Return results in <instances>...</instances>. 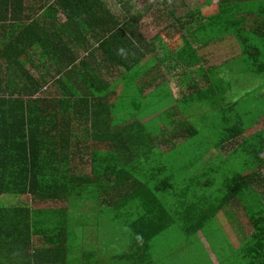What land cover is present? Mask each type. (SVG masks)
Returning <instances> with one entry per match:
<instances>
[{"label": "trees", "instance_id": "trees-1", "mask_svg": "<svg viewBox=\"0 0 264 264\" xmlns=\"http://www.w3.org/2000/svg\"><path fill=\"white\" fill-rule=\"evenodd\" d=\"M155 1L159 8L154 15L163 18L168 29L179 12L182 17L176 22L181 30L195 25L190 39L166 60V76L159 59L145 57L147 47L141 51L145 43L126 53V44L135 43L115 36L99 42L95 50L88 43L86 47L83 31L92 28V23L87 26L96 12L91 4L98 2L71 0L73 5L64 9V53H45L53 56L49 60L55 74L49 70L40 76L36 93L44 94L13 107L2 103L0 178L13 176L14 185L0 187V194L64 202L50 210L51 223L46 216L38 219L39 225L50 228L48 234L39 233V241L52 245L53 260L64 259L77 241L67 224L94 223L106 230L104 238L114 236L112 242L118 243L114 257L108 253L114 264H208L199 231L221 223L218 214L233 200L248 197L255 231L247 246L254 255L263 252L264 258V212L257 211L258 202L252 201L259 195L255 187L264 186V129L252 134L259 137L256 142L248 137L249 130L261 127L257 122L264 115L253 121V110L247 108L251 93L244 89L250 85L264 101V7L260 5L264 0H221L220 9L211 15L198 9L179 11L175 0ZM84 4L89 8H74ZM253 4L258 10L246 8ZM231 49L234 53L224 61L213 57L214 52L221 56ZM109 69H116L118 75L111 89L106 79L112 75ZM163 76L178 85L182 82L180 99L173 97L169 82L160 83ZM115 96L117 104L112 100ZM147 103L153 104L144 109ZM8 115L9 120L4 119ZM207 122L220 135L215 143L208 137L214 132L203 126ZM219 122L224 129L215 125ZM12 144L13 150L8 147ZM173 151L181 153L182 174L164 161ZM224 154L247 157L245 163L241 158L240 166L222 160L226 170L221 172L231 176L226 196L218 205L208 194L201 197L203 206L190 200L192 190L213 185V181L201 182L207 169L214 167L210 155L216 163ZM78 162L90 164V175L77 170ZM77 172L78 176L72 175ZM84 209L95 211L97 217H85ZM30 220L10 222L29 227ZM34 223L37 226V220ZM104 243L108 246L111 241ZM184 243L182 256L176 257L175 249Z\"/></svg>", "mask_w": 264, "mask_h": 264}, {"label": "crops", "instance_id": "crops-1", "mask_svg": "<svg viewBox=\"0 0 264 264\" xmlns=\"http://www.w3.org/2000/svg\"><path fill=\"white\" fill-rule=\"evenodd\" d=\"M135 1L136 0H120L119 2L118 0H97L98 3L91 4V9L96 12L94 15L95 17H92V22H88L87 24L89 27L92 23V28L89 29V33L83 31V34L86 36L83 43L86 44V47L88 43V46L92 50H95L98 47L99 42L104 39H111L113 37L115 39V36H120L121 39L125 41L135 43L134 46L133 44H131L132 46H127L126 44V53L130 52L134 47L140 48L141 43H145L144 49L141 50L144 53V50H146L147 47V50L144 53L145 57L148 58V55H151L156 56L158 59L159 55H157V52L159 51V46L156 44H150L151 39L146 38L144 35L143 21L146 15L142 14V11H139V7L136 4H133ZM175 1L176 2L174 3L181 6L179 7V11L189 12L191 9H198L205 15L217 13L220 9L221 3V0ZM70 2L71 0H0L1 114L4 115L2 105L4 102L13 107L14 103L23 99L27 101L29 99H36L39 95L41 96V94L38 95L36 93L40 76L47 71L49 72V70L52 75L55 74V69L51 68L52 60H49L53 58V56L51 54L47 57L45 53H64V22H66L67 19L64 14V9H66L68 4L69 7L73 5V3ZM119 4L122 12H116ZM89 5L90 4L78 5L74 8L86 9L89 8ZM260 5L264 7V3H260ZM143 6H145L146 11L148 10L149 15L153 16V21L155 23H152V25L166 24L163 18H156L153 14L159 8L155 0L149 5L144 4ZM240 8L244 11L246 8L258 10L257 4L246 6V8L244 5H240ZM135 9L138 11L134 12ZM181 15L182 13L179 12L176 19H181ZM176 19H173V22L175 21L173 28L167 29L168 33L166 34L168 35V40H170L172 44L175 41L174 39L180 36L183 40L190 39L195 30V25L191 29L185 28L181 30ZM192 20V18L184 19V21H189L190 23ZM163 34L164 32L160 35L161 42H163V38L166 37ZM157 39L158 36L152 39V43L158 42ZM78 50L82 55H86L85 50ZM100 52L101 51L99 50L98 53ZM47 66H50L51 69H46ZM115 70H111L112 75H108L106 78L108 80L109 89H111L112 86H115L118 81L117 71ZM102 73L105 74V71L103 70ZM162 74L165 76L167 75V70L164 66ZM165 81L170 83L173 97L179 93L181 94L180 90L184 89V87H182V82L178 85V83L176 84L175 82L176 80H172V77L163 76L160 83ZM177 99H179V97ZM112 100L116 104L118 103L116 96L112 97ZM4 119L9 120V115L7 118L4 117ZM257 123H262L261 127L260 125H256L255 129L249 130L251 131L248 135L249 138H252V134L258 129V131L264 129V118L259 119ZM1 134L5 135L6 133L2 132ZM244 137L245 136L242 137L243 140L245 139ZM238 140L240 141L241 138ZM8 147L12 150L16 148L14 144L8 145ZM1 148L2 146H0V149ZM75 167L78 171L83 172L84 175H90L91 173L90 164L82 165L78 162L75 164ZM72 175L78 176V172ZM13 185V176L0 178V187L3 188L5 186ZM258 187H255V189L259 195H256L257 197L252 201L258 202V204L255 205L257 211L264 212V210H262L264 207V186L260 188L258 185ZM248 201V197L233 200L218 214V219H221L222 221L219 223V227H214L211 231L205 229L199 231L198 236L201 245L204 248L205 253H207V258L209 257L208 264H239V261H241L240 264H264V258L261 257L263 252H261V255H254V253H250L247 246V238H249L255 231V227L251 220L253 209L250 207ZM60 205L61 207L64 206V202H43L31 195L0 194V264H114L115 261L111 259H113L117 252L116 245H118V243L112 242L114 236H106L104 238L103 235L106 233V230L94 223L89 227H86L85 224H81L80 226L78 224L76 227L67 224L66 228L68 226L72 227L71 232L76 235L77 241L74 243L72 249L67 250L64 259H52V245L39 241V239H42L41 236H39V233L48 234L50 228L48 229L46 224L39 225L38 219L46 216L51 223L53 216L51 215L50 210H56ZM81 214H84L85 217H97L95 211L90 209H84ZM28 217L31 218L29 227L27 224H25L24 227H21L18 222H10V219L21 220ZM35 220H37V226L34 223ZM221 230L227 234L231 252L237 253V258L234 260L227 261V255L224 256L220 245L218 247L217 242H210V240H213L212 235ZM94 233L95 238H86L88 237L86 236L87 234ZM204 233L207 234L208 238L205 237ZM104 241H111V243L106 246ZM85 242H87L88 245L85 246ZM185 246L186 243L179 246L178 249H175L176 257L182 256L181 252L183 250H179V248H184ZM108 253L109 255H113V257H108ZM241 256L243 258H241ZM207 258H204V260Z\"/></svg>", "mask_w": 264, "mask_h": 264}, {"label": "rangeland", "instance_id": "rangeland-1", "mask_svg": "<svg viewBox=\"0 0 264 264\" xmlns=\"http://www.w3.org/2000/svg\"><path fill=\"white\" fill-rule=\"evenodd\" d=\"M118 1L120 2V0H118ZM152 1L153 0H136L135 3H133V4H136L139 7L138 8L139 11H142V14L146 15V17L144 18V21H143V33L145 31L144 35L146 36V38L151 39L150 44H153V45L156 44L159 46L158 47L159 51L157 52L158 53L157 55H159L158 56L159 65L165 66V65H167L166 60L175 55L176 48H180L179 46L182 45L180 43H183L184 40L180 36L178 38H175L174 39L175 41L172 44V42L170 40H168L169 39L167 37L168 35H166L168 33L167 29L169 28L167 26V24L163 23L162 25L161 24L152 25V23H155L153 21V16L149 15L148 10L146 11L145 6H143L144 4L149 5L150 3H152ZM117 8H118V10L116 12H118V11L122 12L120 4L117 6ZM135 11H138V10L135 9L134 12ZM183 12L186 13L188 11H183ZM162 32H164L163 35L166 36L165 38H163L164 39L163 42L160 41V39H161L160 35ZM156 36H158V39H157L158 42L152 43V39L156 38ZM228 53H234V51L232 49L227 50L221 56L218 52H214L213 57L218 58L219 61H224L226 59ZM145 60H146V58L144 59V61ZM244 89H249L250 93H251V95L249 96V99H250L249 103L250 104L247 106V108L253 110V121H254V119H256L258 116L261 117L264 115V101L259 99V94L261 92L254 91L252 88H250V85ZM180 92H182V90H180ZM41 95H43V94H41ZM182 95L183 94L179 93L175 97H176V99L178 97L180 99L182 97ZM148 102H151V101H148ZM155 102L156 101H154L153 103H155ZM153 103H151V104H153ZM151 104L147 103L145 105L144 109L148 108ZM260 117H258V118H260ZM262 118H264V117H262ZM208 121H211V119ZM222 122L216 123L215 125L222 127V129H224L225 125ZM195 124H196V122H195ZM203 126L205 129L212 130L215 133V134L212 132L208 133V137L210 138V141L215 143L216 138H219L220 135L217 137V132L214 131V124L207 122V124H204ZM200 127L202 128V126H200ZM263 127H264V125H263ZM250 133H251V131H250ZM162 138L164 139V137H161V139ZM258 138L259 137L252 138L251 142H256L258 140ZM212 156L213 155H210V157H211L210 161L212 163L211 166L214 165V167L207 169L209 171L207 172V174H204V177H202L201 182L213 181V185L210 187H207V189L204 188L203 190H200V188L194 189L191 191V194H189V196H188V198L190 200H192L193 202H195L197 204H201V206L205 205V204H203L205 201H203V199L201 198L203 194H208L209 197L211 196L210 200H214L217 205L221 201L220 198L222 196L223 197L226 196L227 188L225 186L228 183V181L230 180L231 176L229 175V173L227 171L225 173L221 172V168H222V170H226V168L222 165V160H225V161L232 160L233 163H236L238 166H240V164H243L242 162H240L241 158H243L244 163H245V160L247 158L244 154L243 155L242 154L241 155L224 154L223 156H221L219 158L218 162L215 163V161H214V163H213L212 162ZM180 157H181V153L179 151H173L172 153H170V154L167 153L165 155L164 161L168 165H170L171 167L175 166V172H179L180 170L178 168V165H179ZM245 170H247V168ZM179 173L182 174V172H179ZM178 184H181V181H177L176 185L178 188H180V186L182 187V184L181 185H178ZM219 226H220L219 222L211 223L209 226H207V228H205V230L211 231L214 227H219ZM204 235H205V237L208 238L207 234L204 233ZM86 236H88L86 238L93 239V238H95V233L94 234H87ZM212 238H213V240H210V242H217L218 247L220 245V247L224 253V256L227 255V261H229V260L231 261V260H234L237 258V253L231 252L230 243L227 239L226 233H224L221 230L218 233L213 234ZM160 242H164V240H160L159 243ZM84 245L86 246V245H88V243L85 242ZM181 249L182 248H179V250H181ZM217 255H218V253H217ZM240 263H241V261H239V264Z\"/></svg>", "mask_w": 264, "mask_h": 264}]
</instances>
